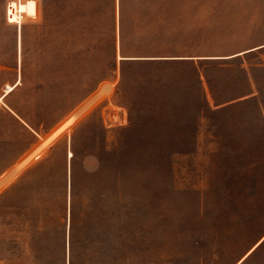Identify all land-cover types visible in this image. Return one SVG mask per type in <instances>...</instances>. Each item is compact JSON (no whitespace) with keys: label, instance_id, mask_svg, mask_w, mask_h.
<instances>
[{"label":"rangeland","instance_id":"obj_1","mask_svg":"<svg viewBox=\"0 0 264 264\" xmlns=\"http://www.w3.org/2000/svg\"><path fill=\"white\" fill-rule=\"evenodd\" d=\"M10 1L18 0H5L6 19ZM37 2L40 15L53 21L70 19L77 9L86 25L82 34L67 45L57 36L73 34L70 28L53 27V54L80 56L84 64L94 57L100 71L111 56L116 3L133 55L158 54L172 44L157 32L156 8L162 3L192 4L198 23L213 28L214 43H220L224 27L261 28L264 36V0ZM1 12L0 6V17ZM206 13L212 16L200 22ZM20 19L23 73L3 76L5 93L18 82L5 104L38 124L40 137L63 127L32 151V132L1 105L0 158L6 170L0 179V264H232L264 232V74L255 68L260 102L211 113L182 105L189 93L176 89L178 71L142 61L126 64L116 76L32 74V62H39L32 60V16L18 13L10 22ZM61 61L67 62L54 58ZM210 72L220 99V67ZM233 72L242 86L241 75ZM200 115L207 116V152L174 154L194 146ZM12 159L17 160L11 164ZM248 264H264V246Z\"/></svg>","mask_w":264,"mask_h":264},{"label":"crops","instance_id":"obj_2","mask_svg":"<svg viewBox=\"0 0 264 264\" xmlns=\"http://www.w3.org/2000/svg\"><path fill=\"white\" fill-rule=\"evenodd\" d=\"M35 4V14L32 16V60H39V62H32V74H101V75H123L124 66L128 63L142 61L147 64H155L163 68H174L177 72L176 89L179 91H188V99L183 96L182 105L194 107H202L205 112H213L222 110L228 106L234 104L261 99L260 75L256 74L255 68L258 72L264 74V36H262L261 28L252 27V29H239L232 27H224L221 31L223 36L220 43L213 41L214 30L206 25L198 23L197 15L190 13L191 11H197L192 4L189 3H162L157 5L156 8V23L157 32L159 35H163V39H166L167 44L164 50L158 54H146V55H133L128 52L126 46L128 40L124 36L123 20L118 16L120 4H114L113 16H112V36L110 42L112 43L111 56L107 63V69L104 71L95 70L99 68L100 61H95L94 57L92 62L84 64L78 62L80 56L76 55H55L53 47V35L52 28H70L73 34L57 36L61 39L60 43H68L79 39L82 34L85 23L82 21L80 15L75 13L76 8L72 9L73 16L67 20H49L43 18L40 15V9L38 7L37 0H33ZM11 2V1H10ZM14 2H20L14 1ZM0 6L2 7L0 17V111L4 112L5 109L1 105L6 106L9 111L7 115L10 119L15 120L19 125H23L24 129L29 133L32 132L34 141L32 143V151L41 144L44 137H40L38 134L39 126L33 121L26 120L24 116L16 109V107L10 104H5V98L11 92H13L18 82L13 83V89L10 88L8 93H5V80L3 78L6 74H19L21 73V19L20 23L10 22L5 18V0H0ZM171 7V8H170ZM178 10L187 13L181 15H167L166 11ZM207 10V9H206ZM211 14H202L200 22L207 21ZM207 17V18H203ZM229 17V16H227ZM22 18V17H21ZM177 23V25H174ZM7 30V31H6ZM44 32V34H42ZM174 34L175 39H170V35ZM246 36L252 35V38H246ZM100 38H98L99 41ZM59 41V40H58ZM161 41V40H160ZM172 41V42H171ZM159 42V41H158ZM159 44V43H158ZM248 44V45H247ZM69 49V46H67ZM73 51H78L76 48ZM68 57V58H67ZM249 57H252L254 62L249 61ZM54 58H60L67 60V62L61 61L54 63ZM74 59L73 62H69L68 59ZM256 60V62H255ZM60 66L61 68L69 69H85V70H65L61 72H54L53 68ZM215 66L220 67V99L214 95V91L217 90V86L213 81V76L210 72ZM92 68V70H90ZM232 71L230 75V70ZM260 70V71H259ZM238 72L244 83L242 86L234 80V72ZM23 73V72H22ZM232 80H229V79ZM236 84V85H235ZM230 87H229V86ZM236 91L235 94L229 95L224 93L226 91ZM195 95V99L190 98ZM177 101V99H176ZM260 102V100H259ZM260 104V103H259ZM207 116L200 115L197 124H201L197 127V134L195 136L196 142L190 150L174 151V154H203L206 144L203 140L207 139V136L203 133L202 124L206 122ZM35 135H34V134ZM39 138L38 139L36 138ZM211 138V136L209 137ZM17 159L9 160L11 164L15 163ZM6 170L5 159L3 156L0 158V179L3 177ZM67 237V236H66ZM264 246V232H262L250 246L232 263V264H248L250 258L255 253L260 252L261 247Z\"/></svg>","mask_w":264,"mask_h":264},{"label":"bare ground","instance_id":"obj_3","mask_svg":"<svg viewBox=\"0 0 264 264\" xmlns=\"http://www.w3.org/2000/svg\"><path fill=\"white\" fill-rule=\"evenodd\" d=\"M9 7H7V10L9 12V20L13 21L17 19L18 13H24L28 16H34L35 14V4L33 0H27L24 3H16V2H10ZM18 23V22H17ZM63 126L57 127L54 129L41 143L39 149L45 145H47L49 142H51L54 138H56ZM38 149V150H39ZM33 156V154H32ZM31 158V155L27 156L26 159L22 160L19 164L16 165V168L21 167L24 163H26Z\"/></svg>","mask_w":264,"mask_h":264},{"label":"built area","instance_id":"obj_4","mask_svg":"<svg viewBox=\"0 0 264 264\" xmlns=\"http://www.w3.org/2000/svg\"><path fill=\"white\" fill-rule=\"evenodd\" d=\"M8 5H9V4H8ZM7 7H9V6H7ZM6 17H7V20L10 21V20H9V12H8V10H6Z\"/></svg>","mask_w":264,"mask_h":264}]
</instances>
